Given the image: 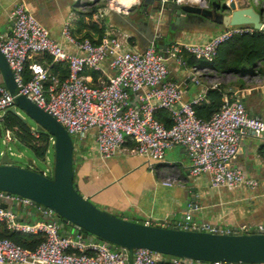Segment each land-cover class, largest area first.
Instances as JSON below:
<instances>
[{"label":"built area","instance_id":"built-area-1","mask_svg":"<svg viewBox=\"0 0 264 264\" xmlns=\"http://www.w3.org/2000/svg\"><path fill=\"white\" fill-rule=\"evenodd\" d=\"M99 1L104 0H79L81 4H96ZM107 1L111 4V11L125 15L138 2L134 0L129 6L123 7L114 4L112 0ZM157 2L164 6L168 2L184 4L189 1ZM252 3L258 6L257 0ZM102 17L101 14L96 16L97 19ZM10 19L12 29L9 35L0 37V53L13 74L18 91L11 95L0 87V122L4 112L13 107L15 98L24 96L56 119L71 137L83 140L94 130L96 150L104 160L127 151V139L134 143L137 155L151 162H163L167 151L181 147L190 161V175L197 177L207 174L212 188L255 189L258 186L255 180L234 168L232 162L246 135L264 137V120L250 116L240 99L241 95L254 88H264V67L259 64V68L249 78H245L247 82L244 89L233 93L226 91L222 106L208 120L198 118L194 112L195 106L206 99L207 92L222 84L217 79L223 76L217 75L210 67L219 46L233 37L253 35L258 30L248 25L231 26L214 34L204 43L171 44L165 51L167 60L179 66H186L185 56L203 61L204 65L190 66L192 81L196 85H200L203 80L211 83L210 88H204L193 100L183 102L178 85L169 79L167 60L153 45L140 53L126 50L130 36L123 32L105 34L95 44L89 39L73 37L65 24L61 36L80 53L72 54L49 38L46 29L24 4L13 7ZM33 53L47 55L54 64H65L68 71L66 78L59 81L56 75L50 74L41 65L33 64L29 66L30 79L25 81L26 61ZM106 59L114 75L101 85H90L84 72H99ZM159 111L169 114L170 127L156 119ZM39 133L36 126L31 127L30 135L34 140H39ZM0 139L10 157H22V154L14 153L8 145L13 141L9 130L4 131ZM47 145L43 161L46 169L41 171L44 177L50 178L53 163L49 155L54 152L53 137H48ZM3 152L0 150V155ZM176 181V177H171L163 185L172 187ZM4 202L16 206H32L28 199L0 191V204ZM34 207L45 217L53 215L51 211H42L40 206ZM189 222L190 216L187 213L180 228L209 234L230 232L207 224L190 225ZM0 224L8 232L40 238L33 250L22 248L10 239L0 238V264H160L163 258L161 254L147 249L133 250L130 258L127 250L117 247L110 249L108 243L102 240L87 242L81 236H64L56 222H22L16 213L8 209L0 208ZM262 230L259 227L257 231L259 233ZM168 264L228 263H200L188 258L170 257Z\"/></svg>","mask_w":264,"mask_h":264},{"label":"crops","instance_id":"crops-1","mask_svg":"<svg viewBox=\"0 0 264 264\" xmlns=\"http://www.w3.org/2000/svg\"><path fill=\"white\" fill-rule=\"evenodd\" d=\"M113 1H115L114 4L118 2V0ZM132 2L134 0L130 3ZM17 4H24L29 13L46 29L49 38L59 43L66 52L80 54L61 36L65 24L68 25L69 32L73 37L89 39L94 43L98 41L97 24L88 21L84 16L92 5L96 8V16L103 15L101 19H97L96 16L93 19L102 22L105 27L104 35L123 32L130 36L126 50L140 53L146 49L138 39V36L142 35L139 30L119 27L115 23L110 8L111 4L106 0L96 4H81L79 0H0V37L10 34L12 29L10 12ZM134 7L136 8H132L133 10L131 9L132 11L130 10L126 17H133L137 21H141L137 19L138 16L135 17V14L142 10L141 2L138 1ZM151 9L152 7L149 6L148 10ZM165 23L154 27L156 35L158 37L166 35V40L149 44V46L153 45L159 53L158 45H167L168 48L175 42L200 44L216 34L209 29L203 31L194 29L191 33H179L175 36L164 26ZM187 57L191 56H185V60ZM194 60L196 63L192 65H204L203 61L195 58ZM166 63L169 79L178 85L182 92L183 102L193 100L204 88H210L211 83L208 80H203L200 85H196L192 81L189 72L191 65L187 64V60L186 66H179L171 60H167ZM33 64L41 65L50 74L56 75L59 81H63L68 74L65 64H54L45 54L33 53L29 55L25 73ZM262 65L264 67V62ZM84 75L90 85L98 86L114 74L109 67V60L106 59L102 62L99 72L93 73L86 70ZM237 90L242 89L231 87L225 89L232 93ZM240 99L250 116L264 120V88H254L241 95ZM223 100L224 97L222 102ZM205 101L206 99L203 102ZM17 112L20 113L18 109ZM204 118L207 116L203 115L202 119L206 120ZM156 119L164 126L171 125L170 116L164 111H159ZM12 140L11 144H15L13 135ZM16 144L18 143L16 142ZM18 146L20 145L18 144ZM125 146L127 151L117 153L107 160L102 159L96 150L94 130L74 145V185L79 194L91 201L97 208L122 219L162 228L181 227L184 217L188 213L190 225L207 224L222 230H230V232L237 230L239 234L257 233L259 227L264 230V137H256L253 134L246 135L241 141L238 155L232 162L234 168L258 183L255 189L246 187L212 188L207 174L192 177L189 173L190 161L185 150L181 147H174L167 151L163 162H151L134 152L132 140L128 139ZM171 177H176L177 183L172 187L164 186L163 183ZM190 209L191 211H189ZM16 210V215L22 222L34 223L55 218L54 214L45 217L34 206H16ZM74 229L73 225L67 224L61 228V234L78 237L79 230L77 229L74 234ZM13 234L0 224V238ZM27 236L33 235L20 234L18 238L22 244H15L22 248L32 246L30 240L26 241ZM80 236L83 241L91 242V237L87 233L82 232ZM37 238L39 237L37 236ZM97 241V238L92 240V242ZM113 250L116 249L113 248ZM169 259L163 257L160 264H168Z\"/></svg>","mask_w":264,"mask_h":264},{"label":"water","instance_id":"water-1","mask_svg":"<svg viewBox=\"0 0 264 264\" xmlns=\"http://www.w3.org/2000/svg\"><path fill=\"white\" fill-rule=\"evenodd\" d=\"M137 1L141 2L142 10L135 17L138 16L137 19L141 21L116 11H112V16L119 27L139 30L142 35L138 39L145 48L155 41L166 40V35H156L155 28L165 22L164 26L175 36L191 33L194 29L203 31L210 28V31L218 33L227 27L240 25L252 26L264 33L263 10L256 12L251 6L253 0H225L223 3L219 0H202L203 4L168 2L164 6L157 0ZM207 3L211 5V11L207 9ZM149 6L151 10H148ZM157 48L166 59L167 45H158ZM0 77V87L11 95L17 94L13 74L1 53ZM8 113L22 121L31 120L39 132H46L54 138V162L50 178L44 177L42 171L35 170L31 159L27 160L26 167H19L6 153V148L0 155V191L28 199L32 206H40L42 211H51L55 215L54 221L48 218L46 222L59 223L60 228L71 224L75 228L74 234L78 229L79 236L85 232L91 241L97 238L108 243L110 249H125L130 258L133 250L147 249L200 263L264 264V230L253 234H239L237 230L228 234H209L181 229L180 226L162 228L122 219L97 208L81 196L74 185V144L65 128L24 96L15 98L13 107L6 110L4 115ZM0 208L17 212L13 203H1Z\"/></svg>","mask_w":264,"mask_h":264},{"label":"trees","instance_id":"trees-1","mask_svg":"<svg viewBox=\"0 0 264 264\" xmlns=\"http://www.w3.org/2000/svg\"><path fill=\"white\" fill-rule=\"evenodd\" d=\"M95 13L96 8L92 5L84 16L88 21L97 24V31L99 32V39L95 42V44H97L104 36L105 27L102 22L93 19ZM187 58L188 65L192 66V64L196 63L193 57ZM263 62L264 33L256 32L253 35L233 37L221 44L217 49L216 58L211 64V67L219 76L231 75L234 77L236 82L232 86H237V89H243L246 86L245 78H249L254 73V70L259 68V64L263 66ZM29 79V71L26 70L25 81ZM225 89L226 86L220 84L218 88L209 90L206 95V101L195 106L194 112L196 116L202 119L203 115H206L207 118L204 119L208 120L213 113L218 111L223 104V97L227 94ZM27 121L28 120L22 121L14 114L8 113L3 116L0 122L1 134L9 130L20 147L28 149L35 159L43 162L48 147L47 140L49 135L46 132H40L39 140H34L30 135V129L33 125L31 126ZM170 126L171 125H168L166 127ZM83 233L86 234L85 232ZM19 235L18 233H14L13 235L3 237L10 239L14 243L22 244L20 243V238H18ZM27 240H30L32 244V246L25 247V249L28 250H33L40 242V238H37V236H27L26 241ZM162 257L164 256L162 255Z\"/></svg>","mask_w":264,"mask_h":264},{"label":"rangeland","instance_id":"rangeland-1","mask_svg":"<svg viewBox=\"0 0 264 264\" xmlns=\"http://www.w3.org/2000/svg\"><path fill=\"white\" fill-rule=\"evenodd\" d=\"M212 2L214 0H211ZM221 3L225 2V0H219ZM258 2V6L254 5L253 3L251 4V6H253L254 10L256 12H259L261 9L263 10V15H264V0H257ZM133 10V9H132ZM131 10V11H132ZM220 83H222V85L226 86L227 87H231V88H238L237 86H232L236 81L233 77H230V76H223L222 78H218L217 79ZM247 82V81H246ZM28 120V119H27ZM31 126H35V124L31 121V120H28L27 121ZM72 140H73V144L76 145L77 141H79L77 138L75 137H72ZM8 145L11 146V149L14 153L16 154H22L23 157L22 158H12L14 161H15V165L16 166H19V167H26L27 166V160L28 159H31L33 160V163L35 164V170L37 171H41V170H44L46 169V164L43 163L42 161L40 160H37L33 157L31 151H29L28 149H25V148H22L20 146H18V144H11L9 143ZM5 146L2 144V140L0 139V150H5ZM50 157V160H51V163L54 162V152L52 151L49 155ZM164 258H170L169 256H166V255H163Z\"/></svg>","mask_w":264,"mask_h":264},{"label":"bare ground","instance_id":"bare-ground-1","mask_svg":"<svg viewBox=\"0 0 264 264\" xmlns=\"http://www.w3.org/2000/svg\"><path fill=\"white\" fill-rule=\"evenodd\" d=\"M131 1H133V0H118V2L115 4H117L118 6L121 5V6L125 7V6H129L130 4H132V3H130ZM188 1H190L192 3L203 4L202 0H188ZM112 2L114 3L115 1L112 0Z\"/></svg>","mask_w":264,"mask_h":264},{"label":"flooded vegetation","instance_id":"flooded-vegetation-1","mask_svg":"<svg viewBox=\"0 0 264 264\" xmlns=\"http://www.w3.org/2000/svg\"><path fill=\"white\" fill-rule=\"evenodd\" d=\"M207 9L208 10H212V7H211V5L209 4V3H207ZM219 13H222V14H225V12H220V11H218ZM212 20H214V13L212 12ZM209 30H211L210 28H209Z\"/></svg>","mask_w":264,"mask_h":264}]
</instances>
